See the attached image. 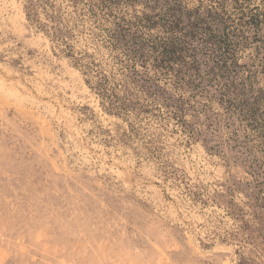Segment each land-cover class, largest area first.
<instances>
[{
	"label": "rangeland",
	"instance_id": "1",
	"mask_svg": "<svg viewBox=\"0 0 264 264\" xmlns=\"http://www.w3.org/2000/svg\"><path fill=\"white\" fill-rule=\"evenodd\" d=\"M111 1L80 19L57 0L108 73L107 30L131 22L126 44L162 65L144 64L146 112L103 108L23 0H0V264H264V0Z\"/></svg>",
	"mask_w": 264,
	"mask_h": 264
},
{
	"label": "trees",
	"instance_id": "2",
	"mask_svg": "<svg viewBox=\"0 0 264 264\" xmlns=\"http://www.w3.org/2000/svg\"><path fill=\"white\" fill-rule=\"evenodd\" d=\"M66 1L74 8L75 13L80 19H83L87 14L97 19V9L104 11L107 16L113 15L111 0ZM79 4H82L80 9L78 8ZM23 9L26 19L31 24H35L40 30L48 34L51 40H55L64 46L63 51L66 56L70 57L73 64L82 72L86 84L97 95L103 108L115 114L126 115L136 113L137 111H147L140 101L153 93V91L148 89V82L152 77L147 75V66L144 65L146 60H152L153 54L151 56L147 55L143 50L144 46L142 44H126V26H130V21H126L123 16H118V18L114 16L113 23L115 27L107 30L108 36L112 41V44L107 45L110 50L115 51L111 58L113 63H115L113 66H117L115 72L110 70L108 73L104 69L103 63L96 60L94 54L86 50L76 51L74 46L70 44L69 40L72 36V30L67 25L64 14L72 16L74 11L64 13L63 8H61L57 0H23ZM208 17H210V20L212 18L214 24L211 23L210 25L207 23L204 29L210 30L209 34L211 37L214 35L213 31L219 29L221 25L225 29V24L221 21V13L217 11L210 12ZM254 17L259 20L257 14L251 16L252 19ZM245 23L252 25L253 22L246 21ZM166 27L169 35L166 38L160 39V44H162L161 47L165 50L166 57L170 58L174 51V44H177L178 39H180L177 34L180 28L176 23V19L168 22ZM226 34L227 32L221 33L220 39ZM182 36L186 35L183 34ZM155 46L152 45L151 48L153 49ZM153 60L156 61L152 64L154 68L162 67V65H159V61L155 55L153 56ZM137 65L144 67L145 72H141L137 68ZM116 72L121 76L120 82H117L115 79ZM134 95H139L137 96L139 99L136 100Z\"/></svg>",
	"mask_w": 264,
	"mask_h": 264
}]
</instances>
